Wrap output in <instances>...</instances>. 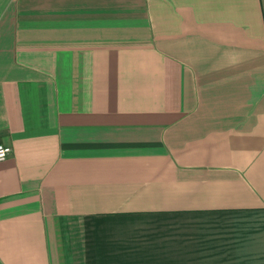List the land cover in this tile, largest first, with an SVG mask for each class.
<instances>
[{"label": "crops", "instance_id": "crops-1", "mask_svg": "<svg viewBox=\"0 0 264 264\" xmlns=\"http://www.w3.org/2000/svg\"><path fill=\"white\" fill-rule=\"evenodd\" d=\"M0 264H264V0H0Z\"/></svg>", "mask_w": 264, "mask_h": 264}, {"label": "built area", "instance_id": "built-area-1", "mask_svg": "<svg viewBox=\"0 0 264 264\" xmlns=\"http://www.w3.org/2000/svg\"><path fill=\"white\" fill-rule=\"evenodd\" d=\"M12 154V148L3 144H0V163L6 161Z\"/></svg>", "mask_w": 264, "mask_h": 264}]
</instances>
